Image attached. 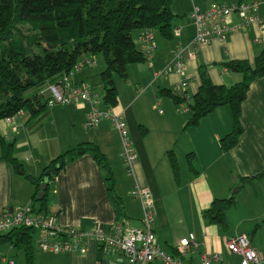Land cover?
<instances>
[{
  "label": "crops",
  "instance_id": "0c3cea01",
  "mask_svg": "<svg viewBox=\"0 0 264 264\" xmlns=\"http://www.w3.org/2000/svg\"><path fill=\"white\" fill-rule=\"evenodd\" d=\"M250 1L253 0L242 2ZM260 1L258 12L260 22L231 33L225 40L216 37L195 55H191L190 45L197 33L192 18L193 11L205 10L213 3L236 5L241 0L238 2L236 0H175L173 12L177 15L176 19L184 17V20L173 23L172 40L168 41L159 33H153L154 59L153 66L150 65L149 69L155 72L164 70L172 62L175 51L183 49L186 76L170 73L165 76L172 74L171 76L159 82L161 79L156 77L157 81L153 80L147 68L140 67V64L130 65L126 80L128 87L123 90V93L128 91L130 97L124 98L122 94L120 97L119 89V105L116 108H106L102 103L103 90L99 92L94 87L95 84L89 81L95 79V76L96 78L100 76L104 64L98 68L99 64L93 66L92 59L88 60L91 63L87 64L92 69L86 72L85 76H79L76 84H91L94 87L95 100H100L99 110H111L114 114L121 115L129 129L135 124L148 129L145 136L141 132L134 134L133 131L131 133V129L129 131L137 155L133 167L129 168L128 177L131 179L129 197L122 193V185H125V182L117 178L118 168H122L123 161L120 133L108 120L101 121L95 128H87L85 125L93 106L91 99L83 103L66 105L64 109L54 113L51 109L52 121L44 124L42 132H31L25 121L17 123L16 118L11 123L1 121L0 217L8 209L35 204L33 200L35 188L26 178V174L46 177L47 172L53 169L49 168L52 162L70 147L92 142L101 146L112 164L115 193L123 199L124 213L120 212L109 190L101 166L92 155L86 154L70 162L55 180L44 177V181L49 182V188L52 184L56 187L55 192H52L53 201L49 202L48 198L47 212L57 216L60 226L83 231L95 229L110 231L118 222L126 220L131 226L141 227L142 202L132 194L134 188L140 187L149 190L152 195L155 218L157 217L154 231L160 245L162 242L159 240L162 238L172 252L180 240L193 233L198 243L197 250L191 255L193 262L200 264L204 253L215 252L226 264H243L241 256L229 253L226 242L242 234L249 236L250 231L245 229L244 225L264 216V212L257 218L251 214L254 213L253 211H260L261 205L264 206V180L256 179L253 183L243 184L244 179H251L264 171V77L255 80L248 90L242 104L241 123L244 131L238 145L229 151H224L222 148V139L233 128V112L229 106L220 107L211 115L204 117L198 126L187 127L189 113L185 114L179 110L173 99L162 97L160 91L168 89L178 94L185 92L189 98H192L200 90L202 70L207 72L216 85L230 87L241 81L242 77L240 76L239 79V75L230 73L225 64L232 60L252 61L264 50V0ZM238 23L239 18L236 17L230 22L232 25ZM143 47L145 48V44ZM140 49L143 50L142 47ZM146 63L150 64L149 60ZM81 73H85L84 70ZM183 82H187L188 85L184 90L179 91L178 89L183 88L181 87ZM140 85L144 87L143 91ZM133 86L137 90H134ZM133 95L137 98L132 99ZM147 97L151 98V104L142 101ZM140 101L142 102L139 103ZM161 106L164 109H159ZM65 111L70 115L69 120L74 126L73 133L68 139L50 136L46 124L52 125L53 117L56 114H64ZM23 126L26 132L20 131ZM36 135L43 140L42 149H33ZM127 136L129 138L128 131ZM3 140L13 143L14 157L21 166L15 168L1 160ZM24 145H28V149L35 154L36 162L32 163L29 159H25ZM170 151L177 159V174L170 162ZM189 154H193L194 158H190ZM114 156H117V160ZM236 188L239 189L233 194ZM118 190H121V194ZM237 193V205L232 209L239 211L242 206L249 205L250 214L237 220L228 216L230 228L225 232L205 220L203 212L211 207L215 199L230 198ZM173 217L179 218L178 224L171 223ZM255 234L256 231L252 238L249 236L251 245L264 254V242L254 241ZM161 247L163 248L162 245ZM42 252L46 256L53 254L51 259L41 262L42 264H128L121 254L102 249L93 242L84 253ZM2 263L16 264L5 259ZM150 264H162V262L155 261Z\"/></svg>",
  "mask_w": 264,
  "mask_h": 264
},
{
  "label": "trees",
  "instance_id": "16d2710c",
  "mask_svg": "<svg viewBox=\"0 0 264 264\" xmlns=\"http://www.w3.org/2000/svg\"><path fill=\"white\" fill-rule=\"evenodd\" d=\"M174 1L0 0V122L26 113L27 128L33 133L42 132L44 124L52 121L49 96L43 95L42 89L57 85L68 77L70 86L77 85L73 80L76 69H84L88 66V60L100 55L106 65L100 73L104 92L102 103L106 108H116L119 105L116 77L128 80L129 66L147 61L145 52L138 47L136 36L156 32L168 41L174 38L173 23L177 17L173 12ZM242 1L236 5H226L236 7L244 3ZM225 66L230 73L241 76L242 80L230 87L216 85L202 70L201 87L194 97L189 98L185 92L178 94L168 89L161 90L160 94L173 99L177 106H187L190 115L187 127L198 126L204 117L220 107L229 106L233 112V128L222 139L223 150L229 151L238 145L244 131L241 123L242 104L248 90L255 80L264 77V50L252 61L232 60ZM140 128L142 135H147L148 129L142 125ZM2 144L1 160L19 167L14 157L13 143L3 140ZM86 154L92 155L101 166L109 190L120 212L124 213L123 199L115 193L112 164L96 143H80L70 147L49 166L54 169L49 178L55 180L70 162ZM169 157L177 174L175 154L170 151ZM189 157L194 158L193 154H189ZM44 177L26 174L35 188L33 200L41 204V211L48 209L50 189L48 186L45 198L37 202ZM256 179L264 180V171L251 179H244L243 184L253 183ZM237 201L238 193L230 198L215 199L211 207L203 212V217L223 232L228 231V212L237 205ZM35 234L33 228H17L0 235V246L11 245L22 250L26 264H35Z\"/></svg>",
  "mask_w": 264,
  "mask_h": 264
},
{
  "label": "built area",
  "instance_id": "2783aa9c",
  "mask_svg": "<svg viewBox=\"0 0 264 264\" xmlns=\"http://www.w3.org/2000/svg\"><path fill=\"white\" fill-rule=\"evenodd\" d=\"M260 2L253 0L244 2L239 6L231 7L226 4H212L207 10L196 9L192 15L195 19L197 33L190 45L191 55L212 42L213 39L225 40L231 33L246 29L260 22ZM239 18L237 25L230 22L233 18ZM145 43V55L153 66L154 47L150 32L141 36ZM170 73L186 76L184 65V50L177 49L174 59L164 70L156 71L155 76L163 77ZM69 79L49 86L46 91L51 95L50 106L68 105L89 101L93 96L90 85L72 87ZM188 83L183 82L182 89ZM45 93V92H43ZM102 119H110L114 128L120 133L123 142V158L127 165L132 166L136 159V153L127 137V124L120 115L110 112H101L93 108L87 122V127L94 128ZM134 195L141 199L144 207L143 228H134L126 220L118 223L112 231L95 229L94 231H79L73 228L64 229L57 224V217L37 211L33 207L16 208L8 210L0 217V233L7 232L19 226L32 227L40 231L38 247L45 252H87L90 244L104 246L105 248L125 255L129 264H148L155 259H161L164 264H193L185 262L182 257L188 254L193 247H197L194 234L183 239L178 247L179 256H171L164 253L156 242L152 229L154 222L153 201L147 189H136ZM230 254L243 256V264H257L264 261V255L251 247L248 236L239 235L232 238L226 244ZM200 264H226L222 262L218 253L205 254Z\"/></svg>",
  "mask_w": 264,
  "mask_h": 264
},
{
  "label": "rangeland",
  "instance_id": "374dc122",
  "mask_svg": "<svg viewBox=\"0 0 264 264\" xmlns=\"http://www.w3.org/2000/svg\"><path fill=\"white\" fill-rule=\"evenodd\" d=\"M200 1H204V0H200ZM209 1H212V0H209ZM236 1L238 2L239 0H236ZM258 1L261 3L260 0H258ZM181 20H184V17L174 20V24H176L178 21H181ZM137 36H136V39H137L138 43H140L138 45V47H140V48L142 47V49H144V47H143L144 43ZM92 61L94 62L93 66H95L96 64H99L98 68H100L104 64V69L106 68L105 61H104V58H103L102 55H100V56H98L96 58H92ZM138 64H140V67H144V68H147L148 70H150L153 80H156L155 71L149 69V68H151V67H149L150 64H148V63H138ZM132 65H134V64H132ZM90 69H92V68L89 65V66H86L84 69H81L82 71L84 70L85 73H81L82 72L81 70H80L81 72L80 71L74 72V74H73L74 82L76 83L78 81L79 76H81V77L85 76L86 72H88ZM171 75H169V76H171ZM169 76L159 77L161 79V80H159V82H162L164 80V78H168ZM235 76H237V75H235ZM238 77H239V79L241 78L240 76H238ZM89 81H90V83H94L95 84L94 87H96V89H98L99 92H101L103 90V88H102V86L100 84L101 83L100 76H97V78L95 76V79H90ZM116 81H117V85H118V87L120 89V97H121V94H122V96L124 98L130 97V94H129L128 91L123 93L124 88L128 87V82H126V80H123V79H121L119 77H116ZM139 87L142 88V91L144 90V87L142 85H140ZM134 88H135L134 90H137L136 87H134ZM178 90L181 91L182 88H180ZM133 98L136 99L137 96L133 95L132 99ZM142 101H146L147 104H151V98L150 97H147L146 100H142ZM142 101H140L139 103H141ZM67 106H69V105H67ZM67 106L57 105V106H55V108L52 109V112L54 113L55 111H61L62 109H64ZM159 109H164V107L161 106V107H159ZM67 112L68 111H65L64 114H62V113L61 114H56V116L53 117L54 123L52 125L46 124L45 127L49 130L50 136L56 137V138H61V139H64V138L68 139V137L71 136V134L73 133L74 126H72L71 121L69 120L70 115ZM160 112L162 113L163 111H160ZM187 113L188 112H185V114H187ZM154 114H156V113H154ZM27 119H28V116L25 113L21 117L20 116L16 117L15 121L17 123L20 122V121H25L26 122ZM140 126L141 125H136L135 124L132 128H130L131 129V133L133 131L134 134H140V132H141ZM130 129H129V126H127V131L129 133V139L131 140V134L129 132ZM20 131L26 132L24 126L22 127V129ZM36 136L37 137H36L35 141L33 142V149H38V148L42 149L43 148V140H42V138L39 135H36ZM131 142H132V140H131ZM132 145H133L134 150L136 151L133 142H132ZM23 147H24V152H25V159L26 160L29 159V161L32 162V163L36 162L37 161L36 160L37 157L35 158V154L28 149V145H24ZM121 150H123L122 147H121L120 151ZM114 159L117 160V156H114ZM121 163H122V168H118L117 178L120 179V181L125 182V185H122V193H123V195H126V196L130 195L131 196V191H130L131 179L128 177L130 169H129V166L125 165V163L123 161ZM116 169H117V167H116ZM117 188H118V186H117ZM55 189H56L55 184H52L50 186V189H49V195H48L49 202L53 201L52 192H55ZM118 191L120 193L121 190H118ZM34 205H35V207L37 209H40V207H41L40 203H35ZM259 208H260L259 209L260 211H253L254 213H251L256 218L258 217V215L260 213L264 212V206L263 205H261ZM49 209L53 210V208H49ZM250 211H251V207L249 205L248 206L245 205V206H242L239 211L236 210V209H231V211L228 212V216H229V218H233V219L237 220L240 217H244V216L250 214L249 213ZM50 213L53 214L52 212H50ZM172 219H173V221L171 220V223H177V224L179 223L178 222L179 218L173 217ZM156 220H157V217L155 218V222H154L153 226L156 225ZM244 228L250 231V232H248L249 233L248 235L251 238H252V235H253L254 231H256V234L254 235V241H259V242L262 241V242H264V216L260 217L259 220H254L253 222L245 224ZM38 237H39V234H36L35 237H34V240H33V245H34V263L35 264H39V263L42 264L41 262L51 259L53 254L51 253V255H49V256H46L45 254H43V252L38 248V243H37ZM158 240H159V238H158ZM159 241L162 242L161 245L163 246V248L165 250H167L168 252L171 251V248L168 247V245L166 244V242L162 238H160ZM174 247H176V244H174ZM3 259L13 261L16 264H26V260H25L23 251L19 250V249H16V248H13L11 245H1L0 246V264H3L2 263ZM5 264H7V263H5Z\"/></svg>",
  "mask_w": 264,
  "mask_h": 264
},
{
  "label": "bare ground",
  "instance_id": "6f19581e",
  "mask_svg": "<svg viewBox=\"0 0 264 264\" xmlns=\"http://www.w3.org/2000/svg\"><path fill=\"white\" fill-rule=\"evenodd\" d=\"M142 36V35H141ZM141 36L139 37L140 38V40H141ZM151 37H152V35H151ZM142 41V40H141ZM153 41V40H152ZM143 42V41H142ZM145 44V43H144ZM153 47H154V44H153ZM145 50V48L143 49V51ZM176 52V51H175ZM175 56V55H174ZM174 59V58H173ZM148 60V59H147ZM173 61V60H172ZM87 63H91V61H88ZM80 68L78 67L76 70L78 71ZM68 79H69V81H68V83L70 82V78L68 77ZM84 84H87V85H90L91 87H92V89H93V96H92V98H91V100L93 101V106H92V109L95 107V108H97L98 110H99V105H100V100L99 99H96L95 100V95H94V87L91 85V84H89V83H83L82 85H84ZM80 84H77V85H75V86H72V87H76V86H79ZM49 86H46V88H44V89H42V91H41V93L43 94V95H48L49 96V100H50V98H51V95H50V93L48 92V91H46V89L48 88ZM43 92H45V93H43ZM58 105H60V104H58ZM68 105H70V104H68ZM55 106H57V105H55ZM55 106H50L49 105V107L51 108V109H53V108H55ZM63 106H66V105H63ZM179 107V110H181V111H183V112H188V108H187V106L185 105V104H182V105H180V106H178ZM92 109H91V111H92ZM91 111H90V113H91ZM99 111H101V110H99ZM101 112H110L111 114H114L111 110H106V111H101ZM90 113L88 114V117H87V121H86V127H87V122H88V118H89V115H90ZM114 115H118V114H114ZM121 116V115H120ZM21 117V116H20ZM15 118H8L7 119V121L9 122V123H11V122H13V120H14ZM124 119V118H123ZM104 120H108V121H110L112 124H113V122L110 120V119H102L101 121H104ZM125 120V119H124ZM100 121V122H101ZM99 122V123H100ZM98 123V124H99ZM97 124V125H98ZM87 128H89V127H87ZM95 128V127H94ZM128 137V136H127ZM128 140H129V138H128ZM129 142L131 143V141L129 140ZM122 144H123V142H122ZM131 146H132V143H131ZM123 153H124V148H123ZM137 156V155H136ZM122 159H123V162L125 163V165H127L126 164V162L124 161V158H123V156H122ZM137 160V159H136ZM136 162V161H135ZM134 165V164H133ZM133 165L132 166H129V165H127V166H129V168L131 169L132 167H133ZM54 170V169H53ZM50 171V170H49ZM53 174V173H52ZM46 177H47V175H46ZM45 177V178H46ZM48 178V177H47ZM45 180V179H44ZM44 183V182H43ZM42 186V185H41ZM41 188V187H40ZM136 189H144V188H140V187H136V188H134V190H133V192H132V194H133V196L135 197V198H138V197H136L135 195H134V191L136 190ZM149 191V190H148ZM150 192V191H149ZM40 193V192H39ZM151 194V193H150ZM152 196V195H151ZM139 199V198H138ZM141 200V199H140ZM152 201H153V199H152ZM38 202V201H37ZM142 202V201H141ZM153 204H154V202H153ZM27 207H30V206H27ZM31 207H33L34 209H36L37 211H39V212H42V213H45V214H51V213H48L47 211H41L40 209H37L36 207H35V205H33V206H31ZM142 207H143V203H142ZM18 208H25V207H18ZM12 209H16V208H12ZM12 209H8V210H12ZM8 210H6L3 214H2V216L8 211ZM153 212H154V222H155V210H154V207H153ZM144 214H145V212H144V207H143V217H144ZM52 215V214H51ZM1 216V217H2ZM56 216V215H55ZM57 217V216H56ZM143 217H142V219H141V224H142V226L141 227H135V226H132V227H134V228H138V229H142L143 228V223H142V220H143ZM154 222H153V225H154ZM118 223H120V222H118ZM117 223V224H118ZM57 224H58V221H57ZM116 224V225H117ZM59 225V224H58ZM115 225V226H116ZM60 226V225H59ZM114 226V227H115ZM22 227H25V226H19V227H16V228H14V229H12V230H9V231H7V232H2V233H0V235H2V234H5V233H8V232H10V231H13V230H15V229H17V228H22ZM61 228H64V227H62V226H60ZM113 227V228H114ZM26 228H32V227H26ZM113 228L110 230V231H112L113 230ZM33 229H35V228H33ZM64 229H70V228H64ZM152 229H153V232H154V235H155V239H156V242H157V244L159 245V247H160V249L164 252V253H166L167 255H171V256H174V257H176V256H179V253H178V247H179V245H180V243H181V241L183 240V239H186V238H189L190 237V235L191 234H193V233H191V234H189L187 237H185V238H183L182 240H180V242H179V244H178V246L172 251V252H167L166 250H164L162 247H161V245L159 244V242L157 241V238H156V234H155V231H154V226H152ZM36 230V234H39L40 235V231L38 230V229H35ZM100 230H103V229H100ZM79 231H83V230H79ZM91 231H94V230H91ZM90 231V232H91ZM106 231V230H105ZM85 232H88V231H85ZM109 232V231H108ZM35 234V235H36ZM242 235H244V234H242ZM194 236H195V234H194ZM247 236V235H246ZM35 237V236H34ZM39 238V237H38ZM232 238H234V237H232ZM232 238H230L229 240H231ZM248 238H249V241H250V244H251V240H250V237L248 236ZM229 240H227V242L229 241ZM195 241H196V243H197V239H196V236H195ZM227 242H226V244H227ZM37 243H38V241H37ZM98 247H100V248H102V249H105V250H108V251H112V250H109V249H107V248H105L104 246H100V245H98ZM251 247H252V245H251ZM39 248V247H38ZM197 248H198V243H197V247H193L192 249H191V251L188 253V254H186L185 256H183L182 257V259L185 261V262H188V263H193V264H197V263H195V262H193L192 261V259H191V255L197 250ZM253 248V247H252ZM254 249V248H253ZM41 250V249H40ZM256 250V249H255ZM258 251V250H257ZM116 252V251H115ZM259 252V251H258ZM61 253H69V252H61ZM118 253V252H117ZM215 253V252H214ZM260 254H263V253H261V252H259ZM56 254H60V253H56ZM119 254H121V253H119ZM205 254H207V253H204L203 255H205ZM210 254H213V253H210ZM127 261H128V259L125 257V255H123V254H121ZM203 255H202V257H203ZM232 255H237V254H232ZM264 255V254H263ZM239 256H241V255H239ZM242 258H243V256H241ZM155 261H161L162 262V264H164L163 263V261L161 260V259H155L153 262H155ZM153 262H150V263H153ZM223 262V261H222ZM150 263H148V264H150ZM223 263H225V262H223ZM129 264V263H128ZM257 264H264V261H262V262H259V263H257Z\"/></svg>",
  "mask_w": 264,
  "mask_h": 264
},
{
  "label": "water",
  "instance_id": "95a60500",
  "mask_svg": "<svg viewBox=\"0 0 264 264\" xmlns=\"http://www.w3.org/2000/svg\"><path fill=\"white\" fill-rule=\"evenodd\" d=\"M54 172L53 169H51L50 171L47 172V177L49 178V176ZM22 174L24 175V173L22 172ZM48 185H49V182L48 181H44V183L42 184L41 188H40V193L37 197V201H42L45 196H46V190L48 188ZM239 188H236L234 191H233V194L236 193L238 191Z\"/></svg>",
  "mask_w": 264,
  "mask_h": 264
}]
</instances>
